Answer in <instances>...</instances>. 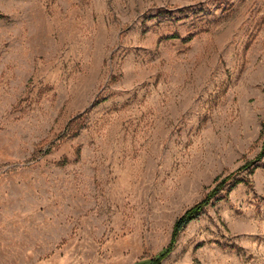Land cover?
<instances>
[{"label":"rangeland","instance_id":"1","mask_svg":"<svg viewBox=\"0 0 264 264\" xmlns=\"http://www.w3.org/2000/svg\"><path fill=\"white\" fill-rule=\"evenodd\" d=\"M0 13V264H264V0Z\"/></svg>","mask_w":264,"mask_h":264},{"label":"trees","instance_id":"2","mask_svg":"<svg viewBox=\"0 0 264 264\" xmlns=\"http://www.w3.org/2000/svg\"><path fill=\"white\" fill-rule=\"evenodd\" d=\"M3 17V14L0 13V18ZM175 37V36H174ZM264 157V142L261 148L260 153L258 156L253 159L248 161L244 166L240 167V169H245L248 167H251L254 165L256 162L260 161ZM263 167H264V162H263ZM234 176V172L220 178L218 183L208 192V194L198 203L194 204L192 207L187 209L175 222L174 227H173V233L171 237V241L168 244L167 247L162 249L157 255H155L153 258H151L148 261H145L141 264H162V261L164 260L165 257L169 255V253L173 250L175 242L177 241V238L181 231L195 218H197L201 212L208 206L210 201L216 197L219 192L227 185L230 179H232ZM244 182V180L239 179L235 180L234 183L232 184L230 190L236 186L238 183Z\"/></svg>","mask_w":264,"mask_h":264}]
</instances>
